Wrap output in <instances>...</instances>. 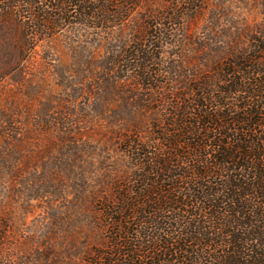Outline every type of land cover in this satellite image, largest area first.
<instances>
[{
	"label": "rangeland",
	"instance_id": "obj_1",
	"mask_svg": "<svg viewBox=\"0 0 264 264\" xmlns=\"http://www.w3.org/2000/svg\"><path fill=\"white\" fill-rule=\"evenodd\" d=\"M74 11L51 28L0 21V264H82L104 240L101 201L132 184L129 139L147 142L192 82L264 47V0H140L102 25Z\"/></svg>",
	"mask_w": 264,
	"mask_h": 264
},
{
	"label": "trees",
	"instance_id": "obj_2",
	"mask_svg": "<svg viewBox=\"0 0 264 264\" xmlns=\"http://www.w3.org/2000/svg\"><path fill=\"white\" fill-rule=\"evenodd\" d=\"M36 2L50 10L34 17ZM139 2L0 0V21L32 16L51 28L76 10L120 23ZM192 83L164 128L127 142L132 184L101 201L104 240L82 264H264V47Z\"/></svg>",
	"mask_w": 264,
	"mask_h": 264
}]
</instances>
